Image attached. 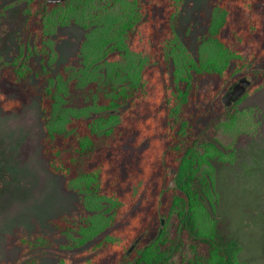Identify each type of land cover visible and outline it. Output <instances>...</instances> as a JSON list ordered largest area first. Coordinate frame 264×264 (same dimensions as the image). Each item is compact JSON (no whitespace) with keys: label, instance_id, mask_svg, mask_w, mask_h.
Returning <instances> with one entry per match:
<instances>
[{"label":"trees","instance_id":"obj_1","mask_svg":"<svg viewBox=\"0 0 264 264\" xmlns=\"http://www.w3.org/2000/svg\"><path fill=\"white\" fill-rule=\"evenodd\" d=\"M180 7L181 0H25L22 6L23 41L0 72V106L19 111L39 96L41 155L89 211L52 219L69 237L65 249L108 230L80 260L55 264H247L239 258L241 242L223 233L207 205L214 210L219 197L216 163L234 162L227 137L247 123L236 109L243 98L232 105L220 100L235 74L264 57V0H215L197 57L177 33ZM70 23L85 30L80 63L52 71L51 34ZM32 56L41 63L36 70L22 63ZM31 74L46 81L40 90L26 84ZM205 75L213 84L204 91ZM262 86L264 72L247 94ZM10 89L15 98L4 94ZM196 97L220 102L217 117L197 131L189 118Z\"/></svg>","mask_w":264,"mask_h":264},{"label":"rangeland","instance_id":"obj_2","mask_svg":"<svg viewBox=\"0 0 264 264\" xmlns=\"http://www.w3.org/2000/svg\"><path fill=\"white\" fill-rule=\"evenodd\" d=\"M214 1L181 0L176 30L195 57ZM24 2L0 0V72L19 53ZM84 31L75 23L55 28L51 34L55 54L52 71L65 64L80 63L78 53ZM22 61L34 70L41 66L38 56ZM249 66L243 73L251 78L248 89L256 82V75L264 72V57L250 62ZM238 76L235 74L230 83ZM208 77L199 78L204 91L206 84H213V79ZM44 83L34 74L26 80V84L37 90ZM10 91L4 94L15 98L17 92ZM3 92L0 84V93ZM196 99L189 118L197 131L217 117L220 102H224ZM79 100L81 97L75 96L73 104L79 105ZM236 109L247 123L238 136L227 137L233 144L234 162L216 163L214 188L219 197L214 210L207 205V212L218 224L223 222V233L241 242V260L247 264H264V86L250 91ZM44 132L38 95H31L19 111H7L0 106V264H55L62 257L73 263L83 257L96 238L108 231L102 229L84 245L65 249L69 237L54 226L52 219L79 218L89 211L81 204L78 194L65 187L64 177L49 171L41 155ZM202 231H207L205 223ZM144 236L145 233L140 240Z\"/></svg>","mask_w":264,"mask_h":264},{"label":"water","instance_id":"obj_3","mask_svg":"<svg viewBox=\"0 0 264 264\" xmlns=\"http://www.w3.org/2000/svg\"><path fill=\"white\" fill-rule=\"evenodd\" d=\"M60 1H62V0H46L47 3H57ZM250 79L251 78L248 75H242L238 79L232 81L231 84L229 85V87L223 92V94L221 96V99L224 102V104L232 105L237 100H239L247 92L248 87L250 86ZM173 172L174 171L172 170V173ZM174 184H175V182L172 179L170 181V185H174ZM162 222H164V219L162 220ZM160 230H161V228H160ZM140 237L141 236H139V238ZM156 238H157V236H154V238L151 241H153ZM135 243H133L130 246L129 250L133 248Z\"/></svg>","mask_w":264,"mask_h":264},{"label":"flooded vegetation","instance_id":"obj_4","mask_svg":"<svg viewBox=\"0 0 264 264\" xmlns=\"http://www.w3.org/2000/svg\"><path fill=\"white\" fill-rule=\"evenodd\" d=\"M244 73H245V72H244ZM242 74H243V73H242ZM243 75H245V74H243ZM240 76H242V75L240 74V75L238 76V78H239ZM238 78H237V79H238ZM230 84H231V83H230ZM230 84H229V85H230ZM229 85L227 86V88L229 87ZM227 88H226V89H227ZM226 89H225V90H226ZM225 90H224V91H225ZM248 90H249V89H248ZM248 90H247V92H248ZM224 91H223V92H224ZM223 92H222V94H223ZM247 92H246V93H245V94H244L239 100H241L242 98H244V96L247 94ZM222 94H221V96H222ZM237 101H238V100H237ZM237 101H236V102H237ZM236 102H235V103H236ZM235 103H234V104H235ZM171 172H172V171H171ZM174 172H175V171H174ZM174 172H173V173H174ZM173 173H171V174H173Z\"/></svg>","mask_w":264,"mask_h":264}]
</instances>
